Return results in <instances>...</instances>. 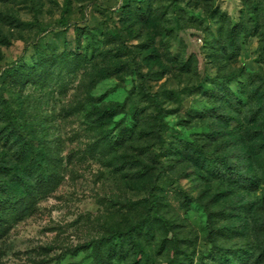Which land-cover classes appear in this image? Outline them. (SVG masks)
Wrapping results in <instances>:
<instances>
[{"label":"rangeland","instance_id":"1","mask_svg":"<svg viewBox=\"0 0 264 264\" xmlns=\"http://www.w3.org/2000/svg\"><path fill=\"white\" fill-rule=\"evenodd\" d=\"M176 1L0 0V96L25 131L62 159L57 186L0 228V264H93L85 245L156 210L167 232L158 228L152 240L153 264L171 263L169 244L158 253L165 236L176 240L181 253H194L195 264H214L205 206L227 213L218 216L227 227L219 245L264 250V182L237 191L226 180L201 176L200 165L173 147L178 139L191 140L239 161L228 142L233 126L216 141L206 137V126L226 124L204 116L215 104L204 90L218 81L230 87L244 81L263 91L264 27L252 33V18L254 3L264 0ZM239 21L248 36L236 50L222 48L229 27ZM46 46L81 53L82 61L61 63L46 79L8 77L28 71ZM150 95L158 96L164 111L161 123ZM132 101L137 120L129 114ZM116 104L123 108L103 119V127L134 132L108 154L95 149L94 121ZM3 125L0 109V130ZM2 137L0 131V162L22 165L16 144ZM248 264H264V257Z\"/></svg>","mask_w":264,"mask_h":264},{"label":"trees","instance_id":"2","mask_svg":"<svg viewBox=\"0 0 264 264\" xmlns=\"http://www.w3.org/2000/svg\"><path fill=\"white\" fill-rule=\"evenodd\" d=\"M176 4V0H173ZM224 16L223 14H221ZM264 27V5L254 3V16L252 18V33ZM248 29L242 21L232 24L227 32L228 45L232 50L238 48L241 38L248 36ZM261 54L264 57V33H262ZM220 45V44H218ZM222 46V45H221ZM79 52V51H78ZM81 53L57 52V49L46 46L38 52L37 60L28 71L8 73L13 81L26 82L46 79L52 76L61 63L72 62L79 65ZM190 63L187 61L186 66ZM18 77H15V76ZM217 88V90H216ZM252 88L249 83L238 81L234 87L225 81H218L216 87L204 90L215 99V104L207 108L204 116H214L223 127L211 128L206 126V137L216 141L226 136V129L233 126L228 142L234 148L239 161L232 163L228 157L218 153V149H209L195 141L178 139L173 147L186 156H191L197 162L204 178L226 180L232 188L256 190L264 182V89ZM151 101L157 111L158 122H162L164 111L157 95H150ZM122 104L105 107L95 120L99 128V137L94 142L95 149L101 148L108 154H114L121 146L131 139L133 129L123 126L117 132L104 128L103 119L113 117ZM0 109L4 117V125L0 130L4 142L13 141L16 150L23 158L22 165H4L0 162V228L5 226L16 213H25L31 208V201L41 192L53 190L60 181V155L35 135L28 134L22 125L17 122L16 115L7 99L0 96ZM130 117L138 119L137 106L132 101L129 105ZM241 161H244L240 164ZM206 239L211 244L209 257L214 264H248L253 257L262 260L264 250L244 251L223 247L218 244V236L224 234L226 226L218 223V216L225 218L227 213L223 210L214 211L205 206ZM157 210L147 212L138 221L131 222L127 227H114L108 235L83 248H90L93 264H153L152 240L158 228L166 230L165 220L158 216ZM0 230V237H1ZM170 247L169 257H173L170 264H195L194 253L178 250L174 238L163 237L157 244L158 253ZM198 264H205L199 262ZM210 264V263H206Z\"/></svg>","mask_w":264,"mask_h":264}]
</instances>
